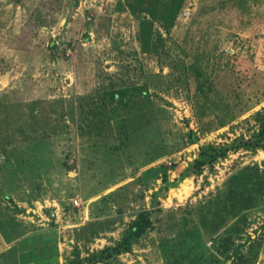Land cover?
Here are the masks:
<instances>
[{"label": "rangeland", "instance_id": "1", "mask_svg": "<svg viewBox=\"0 0 264 264\" xmlns=\"http://www.w3.org/2000/svg\"><path fill=\"white\" fill-rule=\"evenodd\" d=\"M134 1L0 0V264H264V0Z\"/></svg>", "mask_w": 264, "mask_h": 264}, {"label": "trees", "instance_id": "2", "mask_svg": "<svg viewBox=\"0 0 264 264\" xmlns=\"http://www.w3.org/2000/svg\"><path fill=\"white\" fill-rule=\"evenodd\" d=\"M135 3L130 4V10L133 15H136V10L144 4H148L144 7L146 14L150 15V19H147L145 15L140 18V30L138 34V41L141 44L143 52H157V47L161 43L160 35L156 32V38H154L153 26L155 22H160L166 33H169L171 26H173V21L175 20L177 14L181 10L184 0H136ZM200 91V90H199ZM122 98L119 92L114 93L113 98ZM259 136L264 137V123L262 124ZM195 139L191 138L190 142L195 143ZM250 142L247 143V145ZM201 164V163H200ZM159 169L162 171V180H166L165 166L160 165ZM235 197L236 193L232 192ZM244 207V206H243ZM151 226V220L147 212H141L138 214L137 219L129 224L128 230L122 238L121 242L111 249H105L98 253L100 260H108L112 255H119L123 252H129L133 241L140 238ZM92 263L95 262L96 258L92 257Z\"/></svg>", "mask_w": 264, "mask_h": 264}, {"label": "water", "instance_id": "3", "mask_svg": "<svg viewBox=\"0 0 264 264\" xmlns=\"http://www.w3.org/2000/svg\"><path fill=\"white\" fill-rule=\"evenodd\" d=\"M47 213H48L50 219H53L54 218V213L52 212V210L48 209L47 210Z\"/></svg>", "mask_w": 264, "mask_h": 264}]
</instances>
